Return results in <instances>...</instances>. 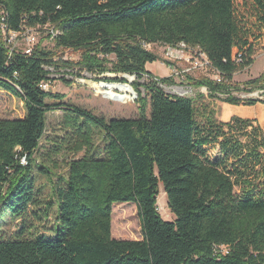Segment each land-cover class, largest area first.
<instances>
[{"label":"trees","instance_id":"obj_1","mask_svg":"<svg viewBox=\"0 0 264 264\" xmlns=\"http://www.w3.org/2000/svg\"><path fill=\"white\" fill-rule=\"evenodd\" d=\"M249 7L264 21V0H0V90L25 109L21 119L0 120V212L4 207L19 221L12 235L0 234V264H264L261 128L239 117L219 122L212 112L197 121L193 100L160 88L173 79L146 70L160 60L146 46L197 48L220 81L188 77L194 86L225 95L229 105L264 104V98L231 96L264 90V73L232 83L234 73L252 64L253 46L238 19V8ZM36 27L56 32L48 34L52 48L39 43L25 53L7 42L9 33ZM69 51L79 54L77 62L64 58ZM59 68L147 83L131 84L135 118L105 120L61 106L64 134L53 155H82L67 161L66 177L53 188L59 228L50 238L28 234L52 207L40 198L31 171L36 166L47 174L34 155L53 106L48 102L63 96L41 83ZM126 94L105 95L121 102ZM209 148H217L214 157ZM159 184L173 221L158 212ZM115 203L137 206L141 240L112 238Z\"/></svg>","mask_w":264,"mask_h":264},{"label":"rangeland","instance_id":"obj_2","mask_svg":"<svg viewBox=\"0 0 264 264\" xmlns=\"http://www.w3.org/2000/svg\"><path fill=\"white\" fill-rule=\"evenodd\" d=\"M238 19L247 33L248 42L253 46L252 64L237 71L232 76V83L243 85L264 73V21H261L259 16L255 17L250 7L247 10L238 8ZM48 30L47 27H36L28 34L16 35L12 40L13 46L24 51L40 43L41 46L50 49L53 47V43L48 38ZM146 49L154 52L160 58V60L153 63H148L146 70L148 68L152 71L150 74L155 78L171 77L173 79L171 84L160 85V88L166 94L193 100L197 121H202L205 112H212L214 118L220 122L225 115L224 106L227 103L223 100L226 96L211 95L205 88L196 87L188 80V77L195 79L204 76L215 81L218 76L210 70L184 72L189 64V61L185 60L192 55L194 50L160 44L146 46ZM64 58L77 62L79 54L69 51ZM49 78L50 82L47 83V90L60 94L63 98L60 101L48 102L53 106L46 114V131L40 140L39 149L34 155L35 163L42 164L47 169V174L39 173L38 168L34 166L31 175L35 186L41 191L40 198L43 202H51L52 207L49 210L48 218L32 222V228L29 229L28 234L48 235L50 238H55L59 227L54 221L56 205L52 194L53 188L56 183L60 182V178L66 177L67 161L82 155L73 156L68 152L53 155L54 145L60 143L64 134L62 131L64 112L61 106L81 108L105 120L135 118L138 115V105L136 103L138 94L131 84L133 82H139L140 84L147 82L145 77L137 80L135 76L108 72L96 75L78 68L52 70ZM120 80H125V82H119ZM123 86H128L130 92L126 94L125 100L120 102L109 99L105 95L107 92L121 94V91H124ZM139 90L144 96V89L139 88ZM231 96L240 99L256 98L261 100L264 98V90L232 92ZM24 115L25 109L22 101L16 96L0 90V120L21 119ZM97 144H99L98 141ZM216 152L217 148H209V154L212 157ZM157 208L163 220L170 222L175 219L168 208L167 198L161 184H159ZM18 225L19 221L12 218L6 209L2 207L0 212V234L9 237L17 230ZM111 236L117 240H141L140 220L137 214V206L134 203H115L112 205Z\"/></svg>","mask_w":264,"mask_h":264},{"label":"crops","instance_id":"obj_3","mask_svg":"<svg viewBox=\"0 0 264 264\" xmlns=\"http://www.w3.org/2000/svg\"><path fill=\"white\" fill-rule=\"evenodd\" d=\"M147 72L151 73L152 71H150L147 68ZM224 110H225V115L220 120V122H227L232 117H239L242 119L253 120L261 128L264 134V104L263 103L258 102L251 106L227 104L224 106Z\"/></svg>","mask_w":264,"mask_h":264},{"label":"built area","instance_id":"obj_4","mask_svg":"<svg viewBox=\"0 0 264 264\" xmlns=\"http://www.w3.org/2000/svg\"><path fill=\"white\" fill-rule=\"evenodd\" d=\"M48 34L54 36L56 34V32L53 31V29L51 28H48ZM32 29L30 30H26L24 32H21V33H9V38L7 40V42L9 44H11L13 46V37H16V35H21V34H28L29 31H31ZM180 47H183V48H188L186 47L185 45L183 44H180L178 45ZM14 47V46H13ZM188 49H192L194 50V52L192 53V55L185 61H189L188 63V68L184 70V72H190L192 70H210L212 72H214L218 77L215 79V81L219 82L220 81V76L218 74V72H216L210 65L206 55L201 52L199 49L197 48H188ZM31 50V48L27 49V50H24L25 53H29ZM41 88L44 89V90H47V83H41Z\"/></svg>","mask_w":264,"mask_h":264},{"label":"bare ground","instance_id":"obj_5","mask_svg":"<svg viewBox=\"0 0 264 264\" xmlns=\"http://www.w3.org/2000/svg\"><path fill=\"white\" fill-rule=\"evenodd\" d=\"M122 88H123V90H124V91H122V92L130 93V92H129V88H128V86H123Z\"/></svg>","mask_w":264,"mask_h":264}]
</instances>
